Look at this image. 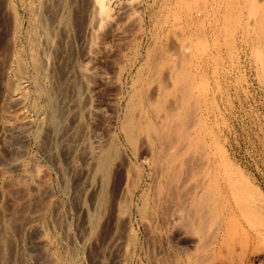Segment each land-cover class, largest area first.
<instances>
[{
	"label": "bare ground",
	"instance_id": "obj_1",
	"mask_svg": "<svg viewBox=\"0 0 264 264\" xmlns=\"http://www.w3.org/2000/svg\"><path fill=\"white\" fill-rule=\"evenodd\" d=\"M85 1L83 2V6L85 5V7L80 10L78 7V12L73 9L75 7H72V10L76 12H74V17L70 9L71 0L55 1L57 3L55 6H58L60 10H58L57 7H53V3L55 2L52 3L53 6H48L46 0H37L36 6L33 8V18L29 31L26 34L21 33L19 30L20 27H15L13 24L12 26L15 28L11 32L13 35L10 37L15 39L14 41L12 40L13 43L10 41L11 39L7 42L8 44L10 43V45L14 44L13 48H9V45L6 43L7 39L3 41L6 43L7 46L5 47L7 48L0 49L2 54H0V60H2L3 56L2 50L5 49V59L3 57L4 62L2 60L0 66L2 69V66H4V70L13 71L15 77L11 76L5 79V76H3L4 79L0 82L3 83V90L0 87L2 92L5 89L4 98L2 96L4 102L1 106L0 135L4 134V137L6 136V139L2 137L3 141L7 140L8 135L12 136L11 141L9 140L11 138H8L9 144L15 149L13 153L16 152L17 154L12 156L13 150H9L11 147L8 146L9 149L7 148V150L10 151L11 154L8 152L7 154H9V156L7 154L4 155L5 157L8 156L7 159H5L4 156L2 158L0 155L2 158V161L0 160V179L3 178L9 170L14 172V169L20 170L24 167L23 156L26 155L27 152L23 155L21 154L24 153L21 150V145L29 142L27 137H29L28 134L34 122L31 112L43 113V118H40L41 120L39 119L40 122L34 129L35 137L43 144V148L46 147L44 145L48 144V142L50 144L52 143V148L47 146L52 149L50 150L51 152H54L56 159L53 157L54 155H51V157L56 161L59 160L60 153L65 151V154L63 153L65 158H62L63 163L59 162L61 164H59L60 168L59 165H57L58 169L61 171L60 176L63 177V180L61 179L62 182L64 181L62 189L65 188V192L67 189L69 191V188L74 184V175H78L79 170H84L83 167L76 163V158L81 155L86 160V163L88 162V166L86 167L85 165V167L90 176L86 184L88 185L89 183V186H91L90 189L93 187L92 190H94V192L92 193L91 199L94 202L93 207L95 206V208L93 209L91 207L93 211H89L88 214L85 215L88 225H85L86 223L84 225L89 226L87 229H89L90 232L97 227L101 213L106 209L105 207L109 200L108 185L112 175L115 173L113 171L115 170L113 169L114 164L122 144H126L131 148V151H134L135 155L139 152V155L145 152L144 158H142L149 167V170L146 171L148 172L146 178L137 180L138 183L133 182L136 180V177H138V172H135L133 174V176L137 174L135 179L132 180L134 177L130 176V180L132 181H128L130 182L129 184L133 182L132 186H134V189L132 190V187L129 188V194H131L132 191V195L135 194L138 197L135 209L141 215L146 229L157 236L163 237V235L166 234L171 235L170 237H172L174 243L185 251L186 254H189V256L194 252L197 253L196 256L198 260L196 259L197 262L194 260L195 263H200L199 261L202 260V258L204 260V257L208 256L210 253L212 254H210L211 256H213V253L215 256V252H220V254H226L221 255L227 256L231 262L233 261L232 264H236L237 258L238 260L241 257L243 258V255L240 257L239 254H243L244 252L239 253L240 251L238 252L236 247L246 242L249 237L245 221L255 227H264V213L261 212V204L259 206L256 201L258 199L255 198V196L258 195L260 198L264 199V192L245 175L243 169L239 165H236L237 163L235 164L233 162L225 148L223 137L219 135L213 127L208 113L210 94L203 86L204 82H207V78L206 75L202 73L203 70L200 71V69H196V67L200 66L202 61L206 60L207 56L209 57L206 47V36L208 34V23L213 16L211 12L212 10L214 11V9L216 10V5L214 4L217 3L222 6L224 0H217L218 2H215V0H175V3L172 2L173 4L165 5L163 9L165 11L162 10L163 12L159 15L160 17L156 15V28L154 32H152L153 41L150 45L148 43L149 47L143 53L144 61L141 66L142 68L140 67L141 70L146 69L147 74L145 77L143 75L141 78L136 77L138 80L135 79L136 81L132 89H120L118 96L123 105L118 109L117 113L114 107L116 115L112 114L114 117H111L113 120H111L112 122L110 123L112 126L114 125L115 131L112 133V127V130H110L112 134L109 133L110 135L108 134V138H105L104 141H102L103 139L90 140L92 137L90 135V138H88L87 129L85 128L90 124V126H93L94 121L97 120L96 115L103 113L101 108H99L100 106L97 107L94 105V95L96 92L93 87L94 85L92 84V86V82L90 81L99 78L104 82L107 81L108 76L90 61L85 63L76 62L74 58L75 54L73 55L74 52L72 51L73 53H71V50L65 47L64 39L59 37V33L61 31L62 34L64 32L66 34L68 29L74 25L76 28H85L84 30L81 28V31L83 30L84 33L85 30L87 31L88 38L86 40V45L88 55L90 60L94 62L101 60L105 54L104 48H102L101 45H97L96 42L98 36H101L99 35L100 32H103V29H101L103 27L102 25L106 22L110 25L109 29L113 30L112 33L117 32L125 39L124 45L126 47H133V50H136V52L133 51V53L135 52L137 56V54L141 53L138 51L139 46L137 40L147 34L149 29L144 26V18H142L140 14L138 15V13L141 10L149 12L152 10V7L150 0ZM224 3L225 9L230 7L228 5V7L226 6V1ZM232 3L233 2L230 4ZM253 4L255 3L253 2ZM79 5L81 6L82 2ZM162 7H164V4ZM156 9H154L155 12ZM228 9L230 10V8ZM228 9L223 12L227 13ZM86 13L87 19L84 17ZM221 13L222 10L220 7V10H216L215 15ZM225 13H222L223 16ZM227 15L228 14H226L225 17ZM82 17L84 19H82ZM121 18H126L127 20V25L124 29H119L118 26L119 19ZM222 18L224 19V17ZM18 21L20 23V20ZM18 21L16 22L17 25L19 24ZM226 21L223 28H225ZM229 23L232 22L229 21ZM221 25H223V23ZM230 25L231 24H229V26ZM226 30H228V28ZM230 31L231 30H229V33L231 34L228 35H232L233 37ZM8 33L9 35L11 34L10 32ZM224 33H226V31H224ZM65 36L66 35H64L63 38ZM223 36L227 37V33ZM23 38H26V41L22 44L19 43L18 40ZM225 39L224 43L226 46V43H228V47L231 45L233 46L234 38H232V44L229 43V40L227 41V38ZM167 40L173 43V45L170 44L173 52L171 47H169L170 45H168V48L164 45ZM69 45L70 47L73 46L71 44ZM69 45H67V47ZM173 47L175 49L177 47V58L175 57L176 50L174 51ZM262 56L264 58V55L258 58L259 61H263L264 63ZM123 57L122 59H124ZM196 57L198 58V62L195 60ZM116 63L114 61V67H112V69L114 68L121 81L120 75H123V70L125 69L122 65ZM262 66L263 64L261 67ZM140 71L138 73L139 75H141ZM220 73L221 72H219V74ZM3 74L2 72L1 75ZM4 75H7V73ZM142 82L145 84L148 82L149 84L147 83V85H151V92L149 91V94L143 91L140 85ZM116 83L118 84V82ZM1 85L2 84H0V86ZM114 102V105L117 106L115 99ZM29 109L32 111L30 112ZM92 128L90 130L94 131ZM26 138L27 142L23 143ZM40 142L39 145L41 144ZM59 146H62L64 149L61 147V152L58 153L57 149ZM24 148L25 146L22 149ZM137 150L138 153H136ZM50 151H48L49 155L51 154ZM141 151L143 152L141 153ZM62 159L59 161L62 162ZM35 165L36 168L34 171L32 170L31 173L25 172V176L23 175V177L22 174H20L21 179L24 180H19L20 177L17 180L15 179L17 177L10 180L6 178L8 180V183H6L9 185H18V187L20 185L23 190H26V187H30V190L45 188L43 189L45 192L47 187L41 186L45 183V186L47 185V181L49 180V178H46L48 172L45 176L43 171L45 169L46 172L48 169L44 168V166L43 169H41L42 166L38 167L39 165L36 163ZM135 171H137L136 168ZM88 178L86 177V179ZM76 179L78 180L79 178H74V180ZM23 181H25L26 184ZM71 181L73 183L72 185ZM123 181H125V179ZM77 182L78 181H76V183ZM6 183H4V187ZM21 184L23 186L26 185L24 186L25 188H23ZM77 184L81 185L79 183ZM74 186L76 187L75 184ZM10 187H12V185ZM79 187L80 186L76 188ZM83 187H85V185ZM12 188H14V186ZM81 188H79L78 191H80ZM5 189L8 188L6 187ZM17 189L21 188H16L15 191ZM39 190L43 191L42 189H38V191ZM47 190L49 191L50 189ZM47 190L46 192H48ZM84 190L81 191L83 192ZM18 191L21 192V190ZM25 192L28 193L27 190ZM39 192L36 191L35 193L40 196ZM0 193L3 192L0 191ZM45 193H43V195L46 196L47 193ZM7 194L9 195L10 193L8 192ZM36 194L34 195L35 198ZM43 195H41L40 198H43ZM24 197L25 196H23L24 200L21 198L19 203H21V200L24 201L22 204H26V208L29 201L27 197L29 196H26V203ZM31 198L37 206L38 204L35 203L37 198ZM38 200H36V202ZM126 200L127 203L131 205L130 199L128 200L127 198ZM33 202L31 203L32 205H34ZM31 204L29 205L30 208L32 206ZM6 205L8 204L6 203ZM17 207H19V209ZM17 207H4V209L0 211V264L27 263L24 262L25 257L23 254L19 256L20 253L18 252L17 254L15 248H13L16 242V240L13 239L16 236L13 234V229L17 231L14 233H18L20 229L18 231V227L16 228L17 230L14 227L21 222L19 220L20 222H17V224V220L13 221V215H17L15 219H18L17 217L21 215L20 213L19 215L15 213L16 210H20V206ZM22 208L24 209L23 206ZM23 209L20 210L22 213L27 210ZM38 209L34 208L31 215V210H27L28 216L25 211L26 216L23 213L22 217H24L20 219H27L26 217L29 218L30 215L31 221L30 218L28 221L34 222L40 220L44 217L45 211H41L42 209L40 210L39 207ZM24 222H26V220H24L23 223ZM26 224H28V222L24 223V225ZM62 225L66 227L65 223ZM30 227H35L36 229L34 230H37V233H43L44 231V224H42V222L41 225L39 223V225H35L34 227L31 225ZM45 227L48 226L45 225ZM31 228H28V230H32ZM260 230L261 229L258 231L259 234L262 233V230ZM86 233H83L86 234L84 236L85 238H83L84 242L88 241L91 235V233L90 235L88 232ZM157 236L155 237L157 238ZM133 237H135V235H132V239L134 240L135 238ZM92 238L93 235L91 239ZM37 239V244L40 247L39 249L42 250L43 248L47 252V255H45L51 256L50 258L48 257L49 259L46 257L48 259L46 262L44 260L43 262H39L42 259L38 260L39 264H70V260H79L80 253L77 249L79 246L74 248V243L69 242L70 240H67L70 244L62 242L59 247L53 249V241L46 237L45 233L44 236L42 234ZM133 245H135V242ZM244 245L247 244L241 245V249ZM262 246L260 247L262 248L261 250L257 248L259 251L255 249L258 252L254 250L259 256L258 258L264 257V245ZM83 247L85 248V246ZM175 252L176 251H174V253ZM49 253L50 255H48ZM177 255L175 253V261H177ZM196 256H194V258ZM52 257H54V260L52 259L53 262L49 261ZM207 258L209 257H206V259ZM172 259L174 258L172 257ZM251 259L250 263H252L253 257ZM242 260L241 262H243ZM163 261L160 259L157 260V263L159 262V264H161ZM172 262L174 263V261ZM172 262L167 263L173 264ZM164 263L165 261L163 264ZM81 264H83V262Z\"/></svg>",
	"mask_w": 264,
	"mask_h": 264
},
{
	"label": "rangeland",
	"instance_id": "obj_2",
	"mask_svg": "<svg viewBox=\"0 0 264 264\" xmlns=\"http://www.w3.org/2000/svg\"><path fill=\"white\" fill-rule=\"evenodd\" d=\"M46 1H47L48 6L49 5L53 6L54 4L53 7L54 8L57 7L58 9V6H55L57 4L56 3L57 0H54V1L46 0ZM84 1L83 0L82 1L81 0H71L70 9L72 10V7H75L76 9L75 8L73 9L76 12H78L77 10L78 7H79V10L85 7V5L83 6ZM161 1L162 0H155V1L150 0L152 10L149 12L145 10H141L138 13V15L140 14V16L144 18V26L147 29L148 28L149 29H148L147 34L143 35L142 37L139 38V40H137V43L139 46L138 51L141 52L140 54H137V56L135 53L136 50L135 49L133 50V47L132 48L126 47L124 45L125 39L122 38V36L119 35L117 32L112 33L113 30L109 29L110 25H108L106 22L104 25H102L103 27L101 29H103V32H100L99 35L101 36H98L99 40L97 39V42H96L97 45H101L102 48H104L103 50L105 54L103 55L101 60L94 61V62L93 60L92 61L90 60V57L88 55V50H87V45H86V40L88 38L87 31L85 30V33L83 31L85 28L83 29V27H81L83 29L81 31V28L79 27L76 28L75 25H74L75 27L74 26L70 27L71 29L69 28L66 34L65 32L63 33L64 35H66L65 36L66 38L65 37L63 38L64 35L60 31L59 37L64 39L63 41H64L65 47L71 50V53L74 52L73 55L75 54L74 58L76 62L85 63V62L90 61L91 63H94L99 70L104 71L106 75L108 76L107 81H104V82L101 81L99 78H97L96 80L90 81L92 82L91 85L92 84L94 85L92 86L95 88V92H96L94 95L95 96L94 105H96L97 107L100 106L99 108H101V111H103L102 114L99 113L96 115L97 118L96 117L95 118L97 120L94 119L96 123L93 120L94 125L92 121V125L94 127L90 126L91 125L90 124L88 127L85 128L87 129L88 138H90V135L92 137V139L90 138V140H93V139L102 140L103 139L102 141H104L105 138H108L107 136H109L115 131L114 125L112 126L110 122H112L111 120H113V118L111 117H114V115L112 116V114L116 115L118 109L121 108L123 105L122 102L119 100V96H118L120 89L130 90L133 88V84L135 83V81L138 80L137 78H141L142 75L144 77L146 76L147 70L146 69L141 70L142 68L141 66L144 61L143 53L153 41L152 32H154L156 28L155 21L157 20V16L161 15V12L165 11L163 9L165 8L166 4L169 5V4L175 3V0H165L166 2L164 0L162 2ZM225 1H226V6L227 5L230 6V7L228 6L227 7L230 8L231 10L230 11L227 8L228 9L227 13L223 12V11H227V9H225V3H224ZM81 2H82V5H81L82 7L79 5L81 4ZM215 2H218V1L215 0ZM231 2H233L232 3L233 5L230 4ZM253 2L255 4H253ZM36 3H37V0H32V1L31 0H0V49L1 48L6 49L7 47L5 46L7 45H9V48L11 49L13 48L14 44L10 45V43L8 44L7 42H9V39H11L10 41L13 43L15 38L12 39V37L10 36L13 35L11 32L16 26L20 27L19 30L21 31V33L26 34L29 31V29L31 28V22L33 18V15H32L33 8L36 6ZM162 3L164 4V7H162L163 5ZM214 5H216L215 7L216 10L217 9L220 10V7H221L223 14L225 13V15L226 14L228 15L230 14V15H229V18H228V15L226 16L227 18L225 17V15L223 16L222 13L215 15L216 10L214 9L215 12L212 10L211 15L213 16L211 17L212 19H210L209 21V23L211 24L208 23L209 25L208 32H207L208 34L206 36L207 38L206 40L208 42V43L206 42V47L208 50L209 57L207 56L206 60L202 61L200 66L196 67V69H200V71L203 70L202 73L205 74L207 78L206 80L207 82H204V85L203 84L202 85L209 91V94H210L209 102H208L209 103L208 113L210 115V120H211L213 127L215 128L217 133H219V135L223 137L225 148L227 152L229 153L233 162L235 164L237 163L236 165H239L243 169L245 175L249 177L252 180V182L264 192V148H263L264 147V77H263L264 76V72H263L264 63L263 61L262 62L259 61V58H258L259 56L264 55V0H224L222 6H220L221 4H217V3H215ZM154 9H156V12ZM75 11L72 10L73 14ZM86 16H87V13L84 15V17ZM74 17H75V14H74ZM217 17H219L220 19ZM222 17L226 19L224 20ZM82 19L84 18L82 17ZM85 19H87V17ZM228 19L232 23H229ZM18 20H20L21 24L19 23ZM17 21L19 23L18 25L16 23ZM225 21H226V25L228 23L231 24L230 26L229 24L227 25L228 30H226L227 29L226 25H225L226 29L223 28ZM222 23L223 25H221ZM12 25L15 27H13ZM126 25H127L126 18L119 19V24H118L119 29H124ZM229 30H231L230 32H232L233 37L232 35L230 36L228 35V34H231L229 33ZM224 31H226L227 37L223 36L226 34L224 33ZM8 32H10L11 34L9 35ZM225 38H227V41L229 40L230 41L229 43L231 44L233 40L232 38H234L235 40H233V46L229 45L230 47H228V43H226L227 44L226 46L224 43L226 40ZM67 39L71 41H68ZM5 40H6L7 45L6 43L3 42ZM18 41L19 43L22 44L26 41V38L19 39ZM168 42L169 40H167L164 44L167 48H168V45L170 44L173 45L171 41H170L171 43L170 42L168 43ZM69 44L73 46L70 47ZM67 45L69 46L67 47ZM171 45L169 47H171ZM69 47L72 48L73 50L70 49ZM5 49L2 50L3 62L5 59V56H4ZM130 51L132 53L133 51L135 52L132 55ZM174 51L176 54L177 47L176 49L174 48ZM172 52H173V49H172ZM0 54H1V51H0ZM177 54L175 56L176 58H177ZM121 56L122 57L124 56L123 57L124 59H122ZM197 59L198 58L196 57L195 58L196 62H198ZM263 59L264 58L262 56V60ZM2 60H0V65L2 63ZM260 60H261V57H260ZM114 61L115 63L117 62L116 64L122 65V67L125 69L123 70V75L122 76L120 75L121 81H120V78H118L119 76L116 74L114 68L112 69V67H114ZM262 64L263 66L261 67ZM2 67L3 69L0 66V69H1L0 75L2 74V72L4 74L7 73V75H4V74L1 75L0 78L2 79H0V82H2V80L4 79L3 76H5V79L11 76L15 77V73L13 71L4 70L5 67L4 66ZM139 71L141 75L138 74ZM219 72L221 73L219 74ZM116 82H118V84L121 82L119 84L120 86ZM147 83L148 82H146V84L142 82L140 85L143 91L149 94L151 92V89H150L151 85L148 86ZM0 84H2L0 86L2 89L3 83H0ZM1 89H0V94L2 93L3 94L0 95V101H1L0 116L2 112L1 106L3 105V102H4L3 98L5 94V89L3 92H2L3 89L2 90ZM114 99L117 102V106L114 105L115 103ZM114 107L116 109V113L114 112ZM29 111L31 112L32 110L29 109ZM31 113L33 114L34 122L32 124V128L29 131L30 132L28 134L29 137H27L29 142L26 141L27 140L26 138L23 141V143L27 142L25 143L26 145L25 144L21 145L22 148L25 146L24 149L21 148V150L24 152L21 154L23 155L27 152L26 153L27 156L24 155L23 156L24 159L22 158L25 165L20 170L14 169V172L9 170L6 173V175L0 179V183H1L0 191L3 192V193H0V211L4 209V207L8 208L9 206L10 207L14 206V208H16L17 206H20V210L23 209L22 208L23 206L24 207L23 210L25 209L31 210V212L29 211L30 215L32 214V211L34 210V208L38 209L39 207L40 210L42 209L41 211L43 212L45 211L44 212L45 215L43 218H41L40 220H36L34 222H30L31 221L30 215H29L30 221H28L29 219L28 217H26L27 219L25 218L20 219L24 217V216L22 217V215L23 213L25 215L26 214L25 211L27 212V210H25L22 213V211L15 209L16 210L15 213L16 214L18 213V215L20 213L21 215L20 217L19 216L17 217L18 219H15L16 218L15 216L17 215H13L14 220H13V217H12V220L13 221L17 220L16 223L21 221L20 224H22L24 220H26V222L24 223L28 222V224L26 225H24L23 223L22 225L24 226L18 223H17L18 225H15L16 226L14 227L15 229L17 227H18V231L20 229L18 233H14L17 231L13 229V234L16 235L15 237L13 235L14 237L13 239L16 240V242L13 240L15 242V246L13 243V246H14L13 248H15V252L17 254L18 252L20 253L19 256L23 254V256L25 257L24 258L22 256L25 260L24 262H27L25 264H39L38 260L42 259L39 262L41 261L43 262V260L46 262V260H48L51 257V256L50 257L46 256L47 252L43 248L42 250L39 249L40 247L37 244V240H38L37 238H39V236L42 234L44 236V233L46 237H48L49 239H51V241H53L52 242L53 249H55V247L56 248L59 247L62 242L68 243V244H70L69 242H72L74 243L73 244L74 248H77L79 246V248L77 249L82 258L79 256L78 258L79 260L77 259L75 260L73 259L74 261L70 260V264H81L82 262L83 264H159V262L157 263V260H160V259L162 261L163 260L165 261L164 264L171 263L172 261H174V263L172 262L173 264H175L176 262H177L176 264H229V263L232 264L233 261L231 262L227 256H223L226 254L221 253L223 254L221 255L220 252H215V256H214V253H213V256H211L212 254L210 253L211 255L209 254L208 256H206L209 258L206 259V257H204L205 259L203 260L202 258V260L199 261L200 263H195L194 260L196 259L198 260V257L196 256L197 253L194 252L193 254L189 256V254H186L185 251H183L181 248H179L174 243L172 237H170L171 235H167V234L163 235L164 237L163 238L162 236H157L156 234L150 232V230L148 231V229H146V225L143 224L141 215L135 209L138 197L135 194L132 195V191H131V194H129L130 193L129 188L132 187V190H133L134 189V186H132L133 182L138 183L137 180H140L141 178L144 179L147 177L148 172L146 171L149 170V167L147 163L145 162V160L143 159L145 152L141 151V153L142 152L143 153L139 155L140 152L138 153V150H137L136 153L138 154L135 155L134 151L133 150L131 151V148L126 144H122L121 150L118 153L116 162L114 164L113 169L115 170L113 171L115 173L113 172L114 174L112 175L111 180L108 185L109 200H108L107 206L105 207L106 209L104 208L105 210H103L101 213L98 225L96 227L97 229L94 228L92 232H90V230L87 229V227L89 228V226H85V225H88L87 219H85V215L88 214L89 211H93L92 208L94 209L95 206L93 207L94 202L91 199L93 195L92 193L94 192V190H92L93 187L90 189L91 186H89V183L88 185L86 184V182L89 181L88 177L90 176L88 175V172L86 170L87 169L86 167L88 166L87 165L88 162L86 163V160L81 155H79L76 158V163L79 166L83 167L84 170L83 171L79 170L78 171L79 174L78 175L75 174L74 175L75 177L73 176L74 178H79L78 180L77 179L74 180L73 178V183L76 185V187L80 186L79 188L82 187L83 189L81 188L80 191H78L79 188H76L71 181V185L73 184L71 186L72 188L70 187L69 191L67 189L68 193L67 191L65 192L64 191L65 188L62 189V187L64 186V181L62 182L63 177L60 176L61 171L60 169H58V166H57L60 163H63L62 158H65L64 156L65 151H63L64 154L60 151L61 150L60 148L62 146L61 147L59 146L57 149L58 153L61 152L63 154L62 156V154L60 153V157H59V160L62 159V162L59 160L56 161L54 152L50 151L52 150L50 149L52 148L51 146L52 143L50 144L48 142V144L44 145L49 149L48 150L46 147H44L46 151L47 150L50 151L51 154L49 155V152L45 151V149L43 148V144L40 142V140L37 137H35V132H34V129L38 126L37 124L40 122V120L43 118L44 115L43 113H36L34 111H32ZM112 127H113V130H112ZM91 128L94 129V131L90 130ZM110 130H112V133H110ZM85 134H86V131H85ZM0 136H1L0 137V155L3 158V156L6 155L8 152L10 153V151L7 150L8 146L11 147V149L8 148L9 150H13L12 153L14 152L15 149H13L12 146L9 144L10 143L9 140L10 141L12 140V136L10 135L7 136V140L8 138H11L8 140V142L7 140L3 141L2 137H4V134ZM5 137L4 139H6ZM4 142H7L9 145ZM39 142L42 145L41 144L39 145ZM6 144H7V147H6ZM15 154L17 153L15 152L11 155L14 156ZM7 155L9 156V154ZM51 155L52 156L54 155L53 157L55 159H53ZM7 157L4 156L5 159H7ZM2 158L0 159L1 161H2ZM35 163L39 165V166L37 165L38 167L42 166L41 169H43V166L44 168L48 169L46 172H45V169L44 171L41 170L45 173V176L47 175V172H48V175L46 177V178H49V180L47 181V185L45 186L46 184L45 183L41 186V187H47L46 190L50 189L49 191L47 190L48 192H46L45 190L47 195L46 196L43 195V193H45L43 189L45 188H38V189L43 190V191L39 190L40 192L38 191V189H35L37 192H39L40 196L43 195V198L41 197L42 199L40 198V196H38V194L35 193L36 191L34 189L30 190L31 189L30 187H26V190L28 191L27 193L25 192L26 190H23L22 187H20V185L18 187V185L15 186L11 184L12 187L14 186V188H12L10 187L11 185L7 184L8 180L14 179L15 177H17L15 178L16 180L20 177L19 178L20 180L21 179L20 174H22V177H23V175L25 176L24 174L25 172L31 173L32 170L34 171V169L36 168ZM26 164L27 165L29 164V165L27 166ZM60 165H59V168H60ZM135 168L137 171H135ZM135 172H138V177H136L137 174L133 176ZM130 176L134 177L132 178V180H134L136 177V180L131 182V184H129L130 182H128V181H132L130 180L131 178ZM86 177L88 179H86ZM6 178L7 179L9 178V179L7 180ZM124 179L125 181H123ZM21 180H24V179H21ZM76 181H78L77 183L81 185L84 184L87 189L83 187L84 185L82 186L78 185ZM23 182L26 184L25 181ZM48 182H49V185H48ZM4 183H6L5 187H4ZM128 184H129V187H128ZM21 186L23 185L21 184ZM24 186L23 188H25ZM6 187L8 189L10 188L12 192L14 193H12L10 189L9 190L5 189ZM16 188H21V189H17L15 191ZM123 188L125 189V191ZM18 190H21V192ZM22 190H23V193H22ZM81 190H84V191L82 192ZM8 192L10 193L9 195L7 194ZM24 192L25 194H28V195H25ZM31 193L32 194L35 193L36 198L37 196L38 198L36 199L34 196L35 194L32 195ZM23 196H25L24 198L26 199L25 203L27 202V198H29L28 199L29 201L27 203L28 205L26 206V208H25L26 204L24 205L22 204L24 203V201L21 200V203H19V200L21 198L23 199ZM26 196H29V197L26 198ZM257 196L258 195H256L255 198L258 199L259 201L258 200L256 201L258 202L259 206L261 204L260 206L261 208L260 207L259 208L261 212L264 213V199L260 198L259 196L257 197ZM31 197H33L36 200L39 199L37 201L38 203L35 200V203L38 204L37 206L34 204ZM126 197L128 198V200L130 199L131 205L127 203ZM32 202L36 207L31 204ZM6 203L9 206L6 205ZM30 204L32 205L31 208L29 206ZM3 205H6L7 207ZM17 208L19 209V207ZM26 215L28 216V212ZM41 222L42 224H44V231L43 233L39 232L40 233L39 234L36 232L37 230H34L37 228V226L36 228L34 226L39 225V223L41 225ZM64 223L67 229L66 227H63L62 224ZM31 225L34 228H31L30 227ZM45 225H47L48 227H45ZM245 225L247 227V231L249 232V237H248V240H246L247 243L243 242L242 244H240V246L238 245L239 242L237 243L238 245V247H236L237 251L238 252L240 251L239 253L243 251L244 252L243 254H239L240 257L243 255V258L241 257L243 260L241 258L238 260L237 258L236 264H247V262L248 264H264V257L258 258L259 256L257 255V253H255V251H257L258 249L261 250L263 248L262 245H264V234H263L264 227L252 226L247 221H245ZM68 227H69V230H68ZM28 228L29 229L31 228L32 230L29 231ZM259 229L262 230V233L260 232L261 234H259L258 232ZM82 231L83 233L88 232L89 235L91 233L88 241L84 242L83 238H85L84 236L87 233L83 234ZM92 235H93V238L91 239ZM132 235H135V237L133 238H135L134 240L136 241L132 239ZM153 235L157 236V238ZM162 238L165 240H163ZM67 240H70V241L68 242ZM134 242H135V245H133ZM131 244L133 248L131 247ZM243 244H247V245H244V247H242L241 249V245ZM260 244L262 248H260L261 247ZM83 246H85V248ZM174 251H176L175 252L176 255L178 254L177 255L178 257H176L177 261H175ZM48 255H50V253ZM171 256L174 259H172ZM194 256H196L197 258L196 257L194 258ZM46 257L47 258L49 257V258L47 259ZM250 257L251 258L253 257V261H251L252 263H250V259H251ZM53 258L54 257H52L51 260L49 261H52ZM241 260L243 262H241ZM163 262L161 264H163Z\"/></svg>",
	"mask_w": 264,
	"mask_h": 264
}]
</instances>
